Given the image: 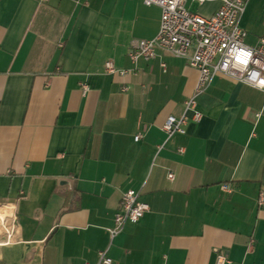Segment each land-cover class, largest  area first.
Segmentation results:
<instances>
[{
	"label": "crops",
	"instance_id": "crops-1",
	"mask_svg": "<svg viewBox=\"0 0 264 264\" xmlns=\"http://www.w3.org/2000/svg\"><path fill=\"white\" fill-rule=\"evenodd\" d=\"M160 22L142 0H0V264H264V92L216 76L167 138L199 72L162 49L132 62ZM240 25L257 47L264 0ZM129 190L149 211L112 238Z\"/></svg>",
	"mask_w": 264,
	"mask_h": 264
},
{
	"label": "built area",
	"instance_id": "built-area-1",
	"mask_svg": "<svg viewBox=\"0 0 264 264\" xmlns=\"http://www.w3.org/2000/svg\"><path fill=\"white\" fill-rule=\"evenodd\" d=\"M142 1L146 6L155 5L161 9V22L154 39L133 43L129 53L132 62L151 60L156 50L162 49L176 58L186 59L199 72L195 92L184 102L182 116H171L163 125L162 130L167 138L185 134V126L189 122L199 123L202 120L197 98L216 76H224L264 92V38L257 47L248 46L245 43L248 34L240 25L249 0H192L200 7L219 2L220 8L209 17L193 12L187 0ZM106 69L108 73H119L121 76L129 73L117 70L111 62L106 64ZM88 90L89 87L84 84L83 92L87 93ZM140 138L141 135H137L135 141ZM168 178L173 180L174 174L169 173ZM223 188L231 192L228 186ZM260 204H263V193L260 194ZM148 211L149 206L140 200V192L127 191L116 213L115 226L109 230L112 238L122 233L127 224L137 223ZM112 262L106 251L98 253V264ZM215 264H230V261L224 253L216 251Z\"/></svg>",
	"mask_w": 264,
	"mask_h": 264
},
{
	"label": "rangeland",
	"instance_id": "rangeland-1",
	"mask_svg": "<svg viewBox=\"0 0 264 264\" xmlns=\"http://www.w3.org/2000/svg\"><path fill=\"white\" fill-rule=\"evenodd\" d=\"M187 1H188V5H189L190 9L193 12H199L200 11V7L197 3L192 2L191 0H187Z\"/></svg>",
	"mask_w": 264,
	"mask_h": 264
}]
</instances>
